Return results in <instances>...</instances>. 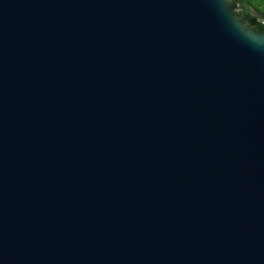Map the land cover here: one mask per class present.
Wrapping results in <instances>:
<instances>
[{
    "label": "water",
    "instance_id": "95a60500",
    "mask_svg": "<svg viewBox=\"0 0 264 264\" xmlns=\"http://www.w3.org/2000/svg\"><path fill=\"white\" fill-rule=\"evenodd\" d=\"M237 8L0 0V264H264V23Z\"/></svg>",
    "mask_w": 264,
    "mask_h": 264
},
{
    "label": "trees",
    "instance_id": "16d2710c",
    "mask_svg": "<svg viewBox=\"0 0 264 264\" xmlns=\"http://www.w3.org/2000/svg\"><path fill=\"white\" fill-rule=\"evenodd\" d=\"M231 2H234L238 4V9L234 10V12L242 19L245 24L250 28H258L259 24H251L249 23L245 18L241 17L240 15H250L254 18L255 21L262 23L256 16L252 15L249 12V9L247 7L248 4L255 7L258 10L264 9V0H230Z\"/></svg>",
    "mask_w": 264,
    "mask_h": 264
},
{
    "label": "built area",
    "instance_id": "2783aa9c",
    "mask_svg": "<svg viewBox=\"0 0 264 264\" xmlns=\"http://www.w3.org/2000/svg\"><path fill=\"white\" fill-rule=\"evenodd\" d=\"M238 9V8H237ZM262 23H264V20L261 21Z\"/></svg>",
    "mask_w": 264,
    "mask_h": 264
},
{
    "label": "flooded vegetation",
    "instance_id": "af4514ba",
    "mask_svg": "<svg viewBox=\"0 0 264 264\" xmlns=\"http://www.w3.org/2000/svg\"><path fill=\"white\" fill-rule=\"evenodd\" d=\"M264 13V9L261 10Z\"/></svg>",
    "mask_w": 264,
    "mask_h": 264
}]
</instances>
